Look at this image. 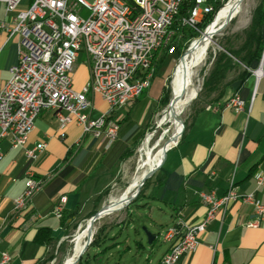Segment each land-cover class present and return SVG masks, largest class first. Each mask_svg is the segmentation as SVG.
I'll return each mask as SVG.
<instances>
[{"label":"crops","instance_id":"0c3cea01","mask_svg":"<svg viewBox=\"0 0 264 264\" xmlns=\"http://www.w3.org/2000/svg\"><path fill=\"white\" fill-rule=\"evenodd\" d=\"M27 3L22 0L17 9H25ZM14 14L0 2V19L11 24ZM261 39L259 59L240 79L228 84L216 101L198 108L177 143L153 162L150 171L155 165L159 168L137 199L139 202L97 224L95 232L99 226L105 228L97 243L87 246L80 264H162L161 257L169 244L162 239L155 244L156 236L178 220L201 222L206 206L199 193L223 194L232 176L239 193H254L264 203V184L259 188L255 184L257 175L264 176V24ZM17 58L18 36L0 31V91ZM80 66L86 75L84 83L89 77L84 53L77 59L72 77ZM258 67L261 74L256 78L252 70ZM233 95L244 101L242 110L228 105ZM94 102L100 104L92 110V116L97 117L107 106L99 95L94 96ZM121 131L120 125L117 140L106 148L104 140L84 135L77 125L60 130L52 112L43 110L24 146L10 148L7 140L1 141L0 253H9L7 264H33L48 250L56 254L66 242H73L83 222L85 226L90 223V215L102 206L108 211L120 205L125 189L117 196L112 192L123 162ZM39 142L45 147L35 159H29L25 150ZM28 169L43 185L22 209H15L13 199L24 190ZM63 196L62 216L57 217L53 208ZM252 217L250 204L229 202L224 214L218 213L199 234L196 249L184 253L178 264H264V216L257 227H247ZM42 228L54 238L48 246L35 241ZM145 230L154 235L153 242L148 243L146 235L144 238ZM92 231L93 225L78 234L77 252Z\"/></svg>","mask_w":264,"mask_h":264},{"label":"built area","instance_id":"2783aa9c","mask_svg":"<svg viewBox=\"0 0 264 264\" xmlns=\"http://www.w3.org/2000/svg\"><path fill=\"white\" fill-rule=\"evenodd\" d=\"M21 1L0 0L7 12H15L11 24L0 19V31L18 36V58L0 91V143L7 140L10 148L26 144L43 110L52 112L60 130L77 125L84 135L102 139L109 147L120 130L115 113L150 86L153 55L164 39L173 41L175 22L177 27L198 30V23L212 10L208 0H196L195 5H188V0H28L26 8L18 10ZM174 51L172 45L168 53ZM81 53L86 56L89 77L76 89L72 74ZM252 72L258 78L261 68ZM95 95L107 106L97 117L92 116ZM228 105L238 111L244 101L233 95ZM44 147L43 142L36 143L25 155L33 160ZM255 184L257 188L264 184L262 174L256 176ZM42 185L28 169L24 190L13 199L14 208L22 209ZM199 197L206 206L201 222L178 220L160 233L169 244L162 264H178L184 253L195 250L199 234L218 213L224 214L231 201L253 207L247 227H257L264 216V203L254 193H239L233 176L223 194L202 191ZM65 199L60 197L53 208L57 217L62 216ZM9 261V253L2 251L0 264Z\"/></svg>","mask_w":264,"mask_h":264},{"label":"rangeland","instance_id":"374dc122","mask_svg":"<svg viewBox=\"0 0 264 264\" xmlns=\"http://www.w3.org/2000/svg\"><path fill=\"white\" fill-rule=\"evenodd\" d=\"M229 1L230 0H208L212 8L216 5V2H220V7H222ZM263 2L264 0H242L239 3V6L235 9L232 15L233 17L226 23V25L217 32V28L224 23V21L215 27L212 42L204 55V59L195 69V78L193 80L196 84V89L194 94L197 92V95L194 99L184 105L180 116L174 123L165 117V110L169 105L171 110H175L182 103L185 96L186 83L180 67L181 62L184 61L186 55V53L184 55L183 53L188 49V47L190 48L191 41L202 35L205 27L212 22L215 14L220 10L218 9L220 7H218L215 12L211 13V19L202 30L198 29L194 30L196 32H185L186 35L181 38V45L184 48V51L180 55H178L176 51L173 53L159 54L158 57H160V60L154 66V75L150 86L145 88L136 99L120 108L115 113V118L119 120L122 128L121 134L123 138L127 137L128 133L135 125L137 126V130L140 132L143 131V133L131 155L123 159V162L119 165L120 177L117 179L116 185L113 188V196L119 195L129 182L136 177L145 153L141 152L140 148L146 137H148V141L145 144V148L150 154H152L154 162L156 160L155 155L159 150L167 145L173 144L179 139V133H182L181 128L183 130V127L186 126L193 113L198 108L207 103L216 101L228 84H231L235 80L241 78L243 66L236 63L234 68L226 73L224 79L217 85L216 89L210 90L203 86L205 78L208 76L213 67L215 57L219 53L225 51V48L236 49L241 44L244 38V30L250 22L252 11L258 4ZM83 15L86 16L87 12L84 11ZM195 33H199V36L193 37ZM81 58H83V55H81ZM85 76L84 69L80 66L73 77L74 87L76 89L81 87V84L85 80ZM94 107H100V104L94 102ZM136 169H138L137 172L135 171ZM152 176L144 181V184L140 187V191H143L144 188L150 184L153 178ZM109 189H107L108 192L110 191ZM135 190H133L131 194ZM137 202L139 201L137 200ZM133 203L129 205L133 206ZM124 208L125 207L102 215L93 224L94 232L99 222L109 220L108 218L113 219L118 213L122 212ZM85 223L86 221L83 222L82 228ZM145 235L146 233L144 234V238ZM160 240L161 237L157 235L154 243L159 244ZM72 247L73 242L68 241L60 250H58L56 254L53 253L54 250H48L46 252V257L53 255L56 258H53L54 260L52 259L47 261L46 264L66 263L68 261L67 259H69L68 257L71 255L70 253H72Z\"/></svg>","mask_w":264,"mask_h":264},{"label":"trees","instance_id":"16d2710c","mask_svg":"<svg viewBox=\"0 0 264 264\" xmlns=\"http://www.w3.org/2000/svg\"><path fill=\"white\" fill-rule=\"evenodd\" d=\"M191 2L192 0H188V5H192L193 2L192 3ZM220 6L221 3L216 2V5L212 8V10L209 13L205 14L202 20L198 23V29L202 30L207 25V23L212 17L211 13L215 12V10H217V8ZM181 14L182 15L186 14L185 8L181 9ZM263 24H264V6L263 3H260L252 11L250 22L247 28L244 30V38L241 44L236 49L225 48V51L219 53L215 57L213 67L203 82V86L205 88L210 90L216 89L217 85L224 79L226 73L231 69H233L236 63L243 65V71L241 72V75H244L247 69L250 67L251 63L259 59L263 48V42L261 39ZM173 28L174 29L177 28L176 29L177 33L173 41H171L170 46L173 45L175 51L178 53V55H180L184 51V48L181 45L182 36L184 37L186 35L185 32L187 31L188 32H196V31L192 29H187L185 27H180V26L177 27L176 22L173 25ZM179 33H182L181 37H178ZM197 36H199V33H195L193 35V37H197ZM160 53L166 54L168 53V49H164L154 53L153 66H155V64L160 60V57H158ZM142 133L143 131L141 132L138 131L137 126L135 125L128 133L126 138L122 137L123 147L121 149L120 159H125L131 155L134 147L141 138ZM141 194H142V190L139 191L137 196L132 201H130L125 207L136 201ZM92 215H90V217ZM104 228H105L104 226H99L97 228L95 234H93L92 240L89 245H93L97 243L98 238L100 237ZM53 239L54 238L50 235L49 230L46 228L40 229L35 236V241L46 246L51 244ZM46 256L47 255L45 252L42 258L36 260L33 264H46L47 261L52 260L54 258L53 255H50L48 257ZM75 264H80V259Z\"/></svg>","mask_w":264,"mask_h":264},{"label":"bare ground","instance_id":"6f19581e","mask_svg":"<svg viewBox=\"0 0 264 264\" xmlns=\"http://www.w3.org/2000/svg\"><path fill=\"white\" fill-rule=\"evenodd\" d=\"M241 1L242 0H230L226 5L224 4L220 8V10L217 11L212 22L209 23L205 27V29H204L205 33L202 34L200 37H198V38H196L190 42L191 46H190V48L188 47V51L185 52L186 53L185 59H184V61L181 62V66H180L182 69L183 78H184L185 83H186V92H185L184 99H183L182 103L175 110H171L170 105L165 110V117L168 118L170 121H172V123H174L178 119L184 105L187 104L190 100L194 99L197 95V92L194 94L195 89H196V84L194 83V80H193L195 78L194 77L195 69L199 66V64L204 59V55H205L207 49L209 48L210 43L212 42V37L215 33V27H217L222 21L228 22L229 19L233 17L232 15H233L235 9L239 6V3ZM192 2H191L192 5L196 4V0H193ZM170 43H171V39H164V42H162V47H158L157 52L164 50V49H168V51H171L172 46H170ZM185 53H183V55ZM142 92H143V90H139V95ZM181 131H182V128H181ZM180 134H181V132L179 133V136H180ZM147 141H148V137H146L144 139V141L141 145V148H140V151L145 152V153H144V156L142 159V164L139 168V171H138L136 177H134L133 180L131 182H129V184L126 186V188L123 192V195L120 199L121 200L120 205L116 208H119L121 205H124L125 202H127V199L132 195L131 192L133 190H135L139 184H141L143 177L150 172V170L153 166L152 154H150L145 148V144ZM176 143L177 142L170 144V145L166 144L167 145V146H165L166 148L164 147L157 152V154L155 155V159H159V157L169 147H171L172 145H174ZM155 168H156V165H155L154 169ZM137 170L138 169H136L135 171L137 172ZM105 209H106V207H103V206L100 208V210H102V212H104L102 215L108 214L109 212L114 210L113 209V210L107 211ZM89 228H90L89 224L87 226L84 225V227L81 230L79 229V231L75 234L76 237L73 240L74 246L72 248V257L70 258V260L66 264H70L71 262H73L75 260V258L77 257V255L82 251L81 250V251L77 252V250H76L77 242H75V239L77 238L78 234H79V236L82 235Z\"/></svg>","mask_w":264,"mask_h":264},{"label":"water","instance_id":"95a60500","mask_svg":"<svg viewBox=\"0 0 264 264\" xmlns=\"http://www.w3.org/2000/svg\"><path fill=\"white\" fill-rule=\"evenodd\" d=\"M230 19H231V18H230ZM230 19H229V20H230ZM226 23H227V21L224 22V23H222V24L217 28L216 32L219 31L222 27H224V26L226 25ZM204 33H205V30L202 32V34H204ZM187 51H188V49H187L185 52H187ZM185 52H184V53H185ZM158 168H159V167H156L154 170L150 171L147 175H145V176L143 177V179H142L141 184L136 188V190L134 191V193H133V194L127 199V202H125V204H124V205H121L119 208L114 209L113 211H116V210H120V209H122V208L125 207L130 201H132V200L137 196V194L139 193V191H140V187L143 185L144 181H145L147 178H149L150 176H152V174H153ZM103 213H104V212H102V210H98L97 212H95V213L90 217L91 220H90V223H89V227H91V226L94 224V222L102 216ZM145 233H146V236H147L148 243H150V242L154 239V235H153L152 233H150L149 231H146V230H145ZM93 234H94V229H93L92 233H91V232L89 233V237H88V239L86 240V242L84 243V247H83L82 251L77 255V257L75 258V260H74L73 262H71L70 264H75V263L80 259V257L82 256L83 252L86 250L87 246L90 244V242H91V240H92V237H93ZM75 237H76V236L74 235V236L72 237V240H74Z\"/></svg>","mask_w":264,"mask_h":264}]
</instances>
